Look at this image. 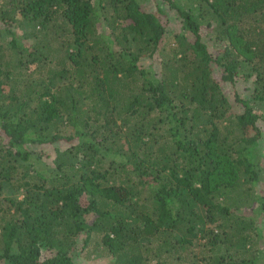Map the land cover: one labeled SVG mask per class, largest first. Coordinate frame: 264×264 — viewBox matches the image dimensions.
Listing matches in <instances>:
<instances>
[{
  "label": "trees",
  "instance_id": "1",
  "mask_svg": "<svg viewBox=\"0 0 264 264\" xmlns=\"http://www.w3.org/2000/svg\"><path fill=\"white\" fill-rule=\"evenodd\" d=\"M144 1L0 0V264L264 259V0Z\"/></svg>",
  "mask_w": 264,
  "mask_h": 264
},
{
  "label": "rangeland",
  "instance_id": "2",
  "mask_svg": "<svg viewBox=\"0 0 264 264\" xmlns=\"http://www.w3.org/2000/svg\"><path fill=\"white\" fill-rule=\"evenodd\" d=\"M181 3H186V0H180ZM159 3V2H158ZM157 3V4H158ZM143 4L149 9V10H154V7H156V2H154L153 0L151 1H144ZM164 9H166V12L169 14L168 16H163L162 18L167 21L170 26L172 24V26H174L176 24L175 20V16H173L170 12L167 11V7L164 6ZM25 32L29 31V29L27 28L26 30H24ZM18 33L20 34L21 31L18 30ZM215 45L211 42L209 44V49L210 51L213 53L214 56H217V50L214 47ZM248 83L243 84V88H248ZM250 90V88H248ZM247 90V89H246ZM244 90V91H246ZM260 113L263 114L264 116V106L259 108ZM262 128H263V136H264V122L262 123ZM262 147L264 148V141H262ZM262 179L264 180V176L262 177ZM261 186H263L261 188L264 189V183L261 182ZM93 247L92 245H90V247L85 248L84 250H82L81 252L76 253V259H75V264H110L111 259L110 258H103L98 257L96 253L93 252ZM260 264H264V259L260 262Z\"/></svg>",
  "mask_w": 264,
  "mask_h": 264
}]
</instances>
